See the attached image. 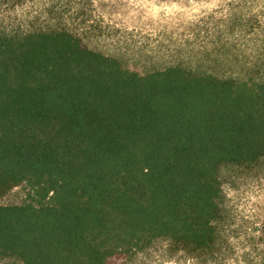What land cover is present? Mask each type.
I'll use <instances>...</instances> for the list:
<instances>
[{
  "label": "trees",
  "instance_id": "16d2710c",
  "mask_svg": "<svg viewBox=\"0 0 264 264\" xmlns=\"http://www.w3.org/2000/svg\"><path fill=\"white\" fill-rule=\"evenodd\" d=\"M237 2L251 42L261 21ZM227 71L139 74L67 28L0 24V198L41 201L0 205V260L130 264L164 242L228 264L219 170L264 159V66Z\"/></svg>",
  "mask_w": 264,
  "mask_h": 264
},
{
  "label": "rangeland",
  "instance_id": "374dc122",
  "mask_svg": "<svg viewBox=\"0 0 264 264\" xmlns=\"http://www.w3.org/2000/svg\"><path fill=\"white\" fill-rule=\"evenodd\" d=\"M248 1L261 21L254 35L246 34L251 42L234 27L237 0H0V24L67 28L139 74L177 64L239 72L264 66V0ZM254 55L259 59H250ZM219 180L222 229L233 251L228 264H264V159L250 167L222 166ZM26 203H41L29 184L0 198V205ZM179 260L158 242L130 264H192Z\"/></svg>",
  "mask_w": 264,
  "mask_h": 264
}]
</instances>
